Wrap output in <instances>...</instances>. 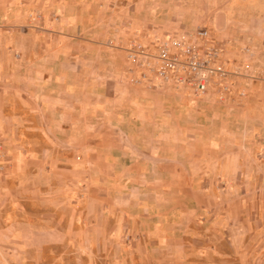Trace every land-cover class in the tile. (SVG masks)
Listing matches in <instances>:
<instances>
[{"label":"rangeland","instance_id":"obj_1","mask_svg":"<svg viewBox=\"0 0 264 264\" xmlns=\"http://www.w3.org/2000/svg\"><path fill=\"white\" fill-rule=\"evenodd\" d=\"M261 20L264 0H0V264H264ZM196 26L249 64L231 102L125 81L131 39Z\"/></svg>","mask_w":264,"mask_h":264},{"label":"built area","instance_id":"obj_2","mask_svg":"<svg viewBox=\"0 0 264 264\" xmlns=\"http://www.w3.org/2000/svg\"><path fill=\"white\" fill-rule=\"evenodd\" d=\"M226 46L227 41L213 37L206 26L155 30L144 38L141 34L124 49L125 81L147 89L229 103L235 77L250 67L245 63L233 69Z\"/></svg>","mask_w":264,"mask_h":264},{"label":"crops","instance_id":"obj_3","mask_svg":"<svg viewBox=\"0 0 264 264\" xmlns=\"http://www.w3.org/2000/svg\"><path fill=\"white\" fill-rule=\"evenodd\" d=\"M233 13H234L233 10H232V11H231V10L228 11V14L231 15L230 17L233 16ZM231 19H232V18H231ZM231 23H232V22H231ZM231 23H227V24H226V27H224V30H228L229 27L231 26ZM263 23H264L263 20L259 21V27H260V28H262ZM220 36H222V37H215V36H214V37L217 38V39H224L223 36H227V35H225V34L223 35V34H222V35H220ZM225 40H226V38H225ZM226 41H227V40H226ZM139 110H142V107H139ZM15 159H16V163H17L16 165L18 166V164L20 163L21 154L16 153V154H15Z\"/></svg>","mask_w":264,"mask_h":264}]
</instances>
